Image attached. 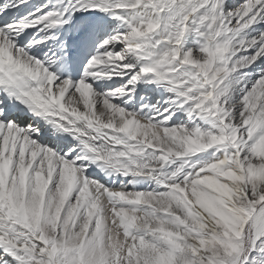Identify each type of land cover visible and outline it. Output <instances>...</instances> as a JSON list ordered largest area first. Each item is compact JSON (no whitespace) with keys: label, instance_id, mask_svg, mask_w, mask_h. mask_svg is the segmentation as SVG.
I'll list each match as a JSON object with an SVG mask.
<instances>
[{"label":"snow or ice","instance_id":"6c2138e0","mask_svg":"<svg viewBox=\"0 0 264 264\" xmlns=\"http://www.w3.org/2000/svg\"><path fill=\"white\" fill-rule=\"evenodd\" d=\"M0 264H264V0H0Z\"/></svg>","mask_w":264,"mask_h":264}]
</instances>
